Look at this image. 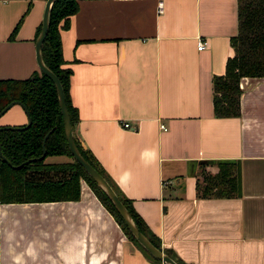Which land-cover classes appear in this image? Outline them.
<instances>
[{
  "label": "crops",
  "instance_id": "0c3cea01",
  "mask_svg": "<svg viewBox=\"0 0 264 264\" xmlns=\"http://www.w3.org/2000/svg\"><path fill=\"white\" fill-rule=\"evenodd\" d=\"M43 2L0 0V77L38 72ZM235 2L77 0L60 30L72 136L182 264H264V75L238 79V114L214 116L211 107V77L232 52ZM24 121L17 103L0 114V125ZM219 159L232 161L234 194L200 187ZM78 191L0 203V264H162L137 249L83 180Z\"/></svg>",
  "mask_w": 264,
  "mask_h": 264
},
{
  "label": "trees",
  "instance_id": "16d2710c",
  "mask_svg": "<svg viewBox=\"0 0 264 264\" xmlns=\"http://www.w3.org/2000/svg\"><path fill=\"white\" fill-rule=\"evenodd\" d=\"M76 8L77 0H52L47 11L45 33L39 42L42 62L59 81L70 126L76 119V111L70 105L67 95L69 68L64 65L61 55L60 30L68 27L70 15ZM235 10L236 31L228 38L232 52L226 57L223 72L211 77V107L214 116L238 114L240 92L238 79L241 76L264 75V0H236ZM15 25L16 23L10 35H13ZM38 26L39 23L36 25L35 35ZM13 99L24 104L30 120L23 127H20L23 123L0 125V154L8 161L0 157V203L73 199L79 194V180H83L137 249L150 261H160L136 242L124 222H121L106 194L96 186L81 165L71 158L64 141L60 111L51 80L40 70L22 78L0 77V109ZM43 134H45L42 142L43 155L40 159L22 162L24 158L35 157L40 153V140ZM72 138L82 158L110 184L137 228L154 246L159 247L157 238L146 230L128 199L117 193L96 158L89 150L81 148L73 136ZM56 154H62L66 159L58 161L43 159L46 155ZM18 162L22 164L18 167L12 166ZM232 167L231 160H217V173L208 176L201 184V189L204 192L212 191L215 195L234 194L236 186ZM160 249L178 264H182L168 249Z\"/></svg>",
  "mask_w": 264,
  "mask_h": 264
},
{
  "label": "water",
  "instance_id": "95a60500",
  "mask_svg": "<svg viewBox=\"0 0 264 264\" xmlns=\"http://www.w3.org/2000/svg\"><path fill=\"white\" fill-rule=\"evenodd\" d=\"M52 0H44L43 6L41 9V17L39 21V26L36 31V35L33 41V48H34V61L35 64L37 65L38 69L46 76L48 77L52 84H53V89L54 93L56 95V101H57V106H58V111H60V116H61V127L63 130V136H64V141L67 145L68 151L70 153L71 158L75 159L82 167L84 172L88 174L96 184V186L102 190L104 194H106L107 198L109 199L111 205L114 207L116 210L121 222H124L127 230L131 234L132 237L135 238L136 242L141 245V247L149 253L151 256L158 258L162 263L164 264H178L172 257H170L168 254L163 252L159 247L154 246L142 233L141 231L137 228L136 224L134 221H132L127 209L119 199L117 198V195L114 190H112L110 184L107 182L104 177L99 174L94 167L87 162L80 153L77 150V147L75 143H73V138H72V133H71V127L69 124V119H68V114L65 109V104H64V96L62 95V90L59 84L58 79H56L55 75L50 71V69L45 65V63L42 62V59L40 57V47H39V42L42 39L44 33H45V28L47 26V11L48 7ZM12 103H17L22 112L25 114V121L23 124L20 125V127H23L28 124L30 118L28 115V112L25 109V106L23 103H20L18 100H10L5 104L1 109H0V114L8 108L9 105ZM45 134L41 137L40 140V153L35 156V157H26L24 158V161L30 160V159H40V157L43 155V138ZM0 157L7 161L3 155L0 154ZM8 162V161H7ZM22 162H18L16 164H12L14 167H18L19 165L22 164Z\"/></svg>",
  "mask_w": 264,
  "mask_h": 264
},
{
  "label": "built area",
  "instance_id": "2783aa9c",
  "mask_svg": "<svg viewBox=\"0 0 264 264\" xmlns=\"http://www.w3.org/2000/svg\"><path fill=\"white\" fill-rule=\"evenodd\" d=\"M202 42H201V40H199V39H197L196 40V48H199V47H201L202 46ZM120 125H122L123 127L125 126V127H129L130 125L126 122V121H124V120H122V121H120ZM161 127H163L162 126V124H159ZM132 127V126H131Z\"/></svg>",
  "mask_w": 264,
  "mask_h": 264
},
{
  "label": "rangeland",
  "instance_id": "374dc122",
  "mask_svg": "<svg viewBox=\"0 0 264 264\" xmlns=\"http://www.w3.org/2000/svg\"><path fill=\"white\" fill-rule=\"evenodd\" d=\"M48 157L47 156H44L43 159L46 160Z\"/></svg>",
  "mask_w": 264,
  "mask_h": 264
}]
</instances>
